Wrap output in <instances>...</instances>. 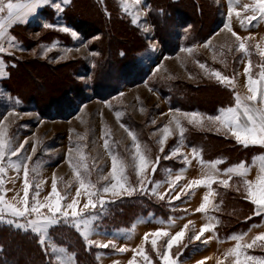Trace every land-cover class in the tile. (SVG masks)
<instances>
[{"label":"rangeland","instance_id":"obj_1","mask_svg":"<svg viewBox=\"0 0 264 264\" xmlns=\"http://www.w3.org/2000/svg\"><path fill=\"white\" fill-rule=\"evenodd\" d=\"M104 1L90 0L88 4L94 6L93 3H95L102 6ZM107 1L103 8L94 6V9L106 22H109L113 17L111 13L114 12V15L116 13L114 9L116 6L119 9L116 8L117 11L129 21L130 25L139 30L138 32L141 33L140 35H142L149 50L138 58L147 67L150 81L133 86L125 85L117 97L111 101L103 102L91 97L92 82L87 70H85L86 74L81 76L76 77L74 75L78 69H80L78 72H84V69L87 67L90 69L93 66L97 54H94L91 49L97 47L101 38L100 36H90L91 34L84 29V33H88L89 37L86 40L73 29L65 26L62 15L68 7V3H63V0H54V2L61 3L63 11H57L53 7L54 13L53 10H47L48 20L43 16L38 18V14L27 19L31 25L37 23V26L40 25L43 29L48 30L26 31L25 27L15 30V34L25 49L16 41L12 48H8L7 43L4 42L7 51L0 55H13L14 67L18 66L19 63L18 68L12 71V75L5 85H8L13 93H24L25 96H28V94L32 95L33 93H70L67 91V87L72 82H78V85L82 87L81 89L88 93L89 99L85 104L78 106L75 113L67 119H45L41 118L35 111H23L0 85V131L6 132V137L12 140L14 147L19 148V145H24V149L18 153V156L12 157L13 161H18L24 156L31 157V160L27 161L32 184L29 190L30 201L37 190L36 185L38 183L39 196L36 199L42 204L54 203L55 197L50 194L52 181L55 179L58 193L61 196L67 194V198L62 200V209L75 198L77 211L80 212L83 210L84 204L87 203L88 185L95 186L91 189L92 191H100L112 183L109 174L113 154L128 165L125 169L128 183L133 187H138L139 180L136 170L132 166L135 147L132 137L128 134L129 131L134 134L137 142L141 145V151L145 152L152 161L160 157L155 174L150 172L148 174V179L153 181V184L147 185L151 189L158 182L160 187L156 190V194L136 192L131 196L123 194L114 196L112 193H102L101 191V198L106 202L105 207L101 209L99 203L94 200L97 207L84 210L85 216L97 215V220L93 222V234L90 239L101 243H108L111 240L115 247L99 248L95 244L89 246L71 224H64L63 222L49 228V241L55 245L50 236L52 228L67 226L80 235L87 248H96L107 252L97 254L98 264H163V260L157 255L158 251L160 253L166 252L169 258L176 261V264H201V262L203 264H235V256L229 255V253L234 249L237 242L231 237L244 234V242L247 243L251 242L257 235H264V216H260V221L244 233L239 231L226 240L218 238L215 233L216 218L214 215L216 200L213 184L215 183L211 187L214 195L209 197L210 203L205 212H199L197 209L204 203L203 198L209 194V188L204 185H193L191 188L186 186L194 180L205 179L207 174H218V179H228L224 175L228 167L221 168L219 167L220 163L213 169L212 164L216 161L201 163L200 155L197 153L199 157L197 158V154H194L187 147L184 137L180 136L176 121L178 120L181 126L185 124L203 132H213L233 141L235 139L230 133L226 134V129L221 128V131L218 132L217 128L221 127L218 123L204 120L201 124H190L182 115L183 113H198L203 117L207 116L200 112H182L172 109L159 93H161L162 88L168 85L167 83L169 86H175V91L171 93H179L180 85H185L189 89L201 87L195 93H233L231 106H235L234 97L236 94L241 97L250 95L247 83L248 74L245 71L246 68H249V61H251L249 72L253 79L259 80L260 72L264 70L262 68L264 56L260 54L264 52V19L259 18V12L253 13L251 10L255 7L257 0H233L230 17L229 0H205L210 6L212 5L215 15L219 19L218 26L210 33L207 40L196 44L191 42V45L182 44L183 31L178 28L180 38H177L179 40L177 52L173 56H167L157 41L145 0H140L139 4L135 0ZM204 3L202 0V5ZM82 4L89 7L86 0L85 2L82 0L76 7L77 13L81 11ZM125 5L130 9L129 13L123 11ZM55 14L57 15L56 19ZM253 14L257 16V19L249 23L246 18ZM86 16L83 14L78 24L82 29L81 23H88ZM133 19H137L139 23H133ZM242 21L243 27L241 26ZM226 23H230L232 31L241 37L240 41H237L232 33L224 28ZM46 24L49 27H45ZM116 26H118L117 23ZM64 29L68 31H64ZM60 33L66 35L59 36ZM191 38L189 37V39ZM206 43L207 47H205ZM239 43L245 44V52L239 51ZM139 46L141 47L140 43ZM187 49H191V52ZM20 58L21 60H19ZM29 62L32 63L33 69L37 70L36 75L27 72L29 67L26 64ZM201 64H204L205 68H201ZM215 71L231 78L233 80L232 86L228 87L218 82L212 74ZM37 77L44 79L38 78L40 83ZM71 77H73V81ZM154 82L155 89L151 87ZM116 112L121 113L119 119L115 115ZM124 120L125 122H123ZM165 126L170 129V134L163 145L164 151L160 152L159 141L164 138L165 134L162 129ZM106 139L109 143L107 149L104 146ZM33 146L36 147L35 153L32 152ZM249 146L263 150L255 158L264 156V147L251 144ZM177 148L179 151L175 157L164 159L173 149ZM82 156L84 157L83 163L87 165V170L80 168L81 176L78 178L74 165L81 161ZM185 157L189 161L187 164L184 162ZM6 161L7 158L5 160L6 182L3 188H0V193L5 195V200L8 203L23 208V169L21 168L20 172L17 173L8 167ZM173 164L179 168L175 169ZM260 165L259 159L255 163L252 160L246 166L248 171L245 176L240 177L233 174L232 178L240 177L243 180L251 181L255 188L260 175ZM106 176L108 177L107 180L104 179ZM177 176L180 177L179 180H176ZM80 178L85 179L84 188L80 187ZM173 181L175 182L174 185ZM77 191L80 192L78 197ZM240 192L246 196L244 186ZM161 195L164 196L163 200L159 198ZM177 196L179 199H176ZM46 197L49 199L46 200ZM139 197L163 201L160 202L163 203V206L158 210L159 216H155L153 212L148 213L138 217L128 228L105 230L103 219L107 215L108 204ZM160 209L165 215L160 213ZM41 211L47 213L48 209L43 208ZM68 211L71 218V210ZM10 218L5 217L0 220V224L11 226L24 233H31L8 224L7 219ZM209 224L213 225V228L204 232L200 240H196L195 236L200 235L201 229ZM185 225H188L187 229H185ZM181 230L185 231V236L177 241L171 249H167L166 245L169 239ZM157 231L168 232L169 235L162 237L151 235ZM146 234H148L147 241L144 240ZM152 239L157 240L155 250L151 245ZM205 241L207 242L205 243ZM261 243L264 242L258 241L256 247L248 249V254L257 258L264 257V247L259 246ZM119 248H125V251L121 253ZM141 248L149 260L146 261L139 254ZM48 254L51 263L55 264L51 253ZM60 255L64 258L71 257V264H75L74 257L66 249Z\"/></svg>","mask_w":264,"mask_h":264},{"label":"trees","instance_id":"obj_2","mask_svg":"<svg viewBox=\"0 0 264 264\" xmlns=\"http://www.w3.org/2000/svg\"><path fill=\"white\" fill-rule=\"evenodd\" d=\"M80 1L82 0H72L62 18L67 27L76 31L86 40L89 39L88 33L91 34H89L90 36H100L101 38L97 47L90 48L94 54H97L93 66L90 69L86 66L84 72H78L80 70L78 69L74 75L81 76L86 74L85 70H87L92 82L91 97L103 102L111 101L117 97L125 85L133 86L150 81L147 67L138 58L149 50L140 35L141 33L138 32L139 30L130 25L129 21L117 11L116 6L114 8L115 15L112 12L111 21L106 22L94 9V6L103 8L106 6L107 0L102 6L95 3L92 6L88 4L90 0H86L89 7L82 4L81 11L77 13L76 7ZM145 1L156 39L167 56H173L177 52L178 39L180 38L178 28L183 31L182 44L191 45L207 40L210 33L219 24L212 5L210 6L205 0H203L205 2L203 5L202 0ZM83 14L87 15L88 23H81L82 29L78 24ZM41 16L49 19L47 11L43 12ZM25 29L26 31H38V26L30 25ZM84 29L88 31L87 34L84 33ZM189 37L192 38L189 39ZM18 66L12 69L8 68V79L0 81V85L23 111H35L45 119L64 120L73 115L78 106L85 104L89 99L88 93L81 89L78 82H72L67 87V91L70 93H33L28 96H25L24 93H13L5 84L11 77L12 71L16 70ZM26 66L29 67L27 72L37 74L32 63L29 62ZM71 79L73 81V77ZM155 82L153 85L151 84L153 89H155ZM167 84L159 94L175 110L216 116L220 109L229 107L233 103V93H195L201 87L189 89L185 85L179 86V93H171L175 91V86ZM183 127L185 129L183 137L187 147L192 152L193 149H196V154L200 155L203 162L222 161L219 166L221 168L238 166L241 162H246V166H248L254 157L263 152L261 148L244 147L213 132H203L185 124ZM173 166L175 169L179 168L177 165L173 164ZM243 182L244 180L240 177H234L229 181V187L224 188L217 183L213 184L216 200L215 233L222 240L228 239L239 231L244 233L260 221V216L255 215V206L240 192L244 186ZM237 188L240 190L237 191ZM160 202L163 201L139 197L110 203L107 215L103 219L104 228L107 231L128 228L138 217L152 212L155 216H159L158 210L163 206V203ZM160 213L165 215L161 209ZM50 236L56 246L63 247L74 257L75 264H98L97 254L107 253L105 250L87 248L80 235L67 226L52 228ZM0 264L52 263L49 254H46L39 245L37 236L0 224Z\"/></svg>","mask_w":264,"mask_h":264},{"label":"snow or ice","instance_id":"obj_3","mask_svg":"<svg viewBox=\"0 0 264 264\" xmlns=\"http://www.w3.org/2000/svg\"><path fill=\"white\" fill-rule=\"evenodd\" d=\"M137 4L140 3V0H135ZM233 0H229V17L231 16V4ZM63 3H68V0H63ZM52 6L57 11H63L61 3L54 2V0H27L26 3H22L21 0H0V54H3L7 51V48L4 46V42L7 43L8 48H12L15 46V39L10 37L8 34V29L11 25L18 22H26L27 18L34 14L36 10L43 6ZM247 10V6H246ZM253 13L259 12L260 19H264V0H257L255 7L252 9ZM123 11L125 13H129L130 9L127 5L124 6ZM6 13V14H5ZM239 16V13H237ZM249 23L251 21L256 20L257 16L255 14L246 18ZM133 23H139L137 19H133ZM45 27H49V25H44ZM241 26L243 27V21L241 22ZM229 32L236 38L237 41L241 40L235 32L232 31L230 23H226L224 25ZM64 31H68L64 29ZM75 35V33H73ZM207 43L205 47H207ZM238 49L241 52H245V44L239 43ZM187 51L191 52V49H187ZM261 56H264V52L260 53ZM201 68H205L204 64L200 65ZM251 67V61H249V68ZM249 68H246L245 71L248 74V91L251 93L247 97H241L239 94H236L235 106L228 107L226 109H220L219 114L216 116H207L203 117L198 113H183L182 115L188 120L190 124H201L204 120H208L214 123H218L221 127L217 128V131H221V128L226 129L227 133H230L231 136L235 139L238 144L243 145L244 147H248L251 145H260L264 147V70L260 72L259 80L253 79L251 73L249 72ZM264 68V65H262ZM218 82L225 84V86H232L233 80L229 77L222 75L219 71H215L212 73ZM117 119L120 118L121 113H115ZM125 127L124 125H121ZM176 127L179 129L180 136L183 137L185 129L179 121H176ZM127 130V129H126ZM164 138L159 141L161 147L160 152L164 151L163 145L167 136L170 134V129L165 126L162 129ZM129 136L132 137L133 144L135 147V152L133 154V167L136 170V175L139 180V186L133 187L128 183L127 175L125 174V169L128 167L122 160L118 158L117 155L113 154L112 165L110 177L112 183L110 185L105 186L100 191H92L94 185H88L87 191V203L84 204L83 210L80 212L77 211V200L74 198L71 203H68L62 209V200L67 198V194L61 196L57 190V182L55 179L52 181L51 185V196L55 197L54 203L42 204L36 197L39 196V184L36 185V192L34 193L31 201L29 199V190L32 187L30 182V169L27 161L31 160L30 156H24L20 158L18 161H13L12 157L18 156V153L24 149V145H19V148L13 146L12 140L6 137L5 131H0V188H3L5 185V160L7 158V165L14 169L17 173L20 172L21 168L23 169V208L17 207L11 203H8L5 200V195L0 193V220H3L5 217H11L7 219V223L13 225L15 228L30 231L35 234L38 238L39 245L44 249L45 253L49 252L52 255V258L55 264H71V257L64 258L60 254L65 252L63 247L57 248L55 245L51 244L48 237L49 228L54 225H58L61 222L64 224H71L76 231L81 235V237L88 243L89 246L95 244L99 248H109L115 247V245L110 240L108 243H101L98 241H92L90 236L93 234V222L97 220L96 214H91L89 216L84 215V210H88L89 208L95 209L97 207V203L101 209L105 207V201L101 198L102 193H112L114 196L116 195H128L131 196L136 192L140 194H145L147 192H151L152 194H156V190L160 187V184L157 182L154 186L149 189L147 187L148 184H153V181L148 179L149 172L151 174H155L156 167L159 164L160 157H157L155 161H152L145 152L141 151V145L137 142L134 134L129 131ZM105 148H109L108 140H105ZM79 150V146H78ZM36 147L33 146L32 152L35 153ZM179 149H173L169 153L168 156H165L164 159H171L177 155ZM193 153H196V149H193ZM197 158L198 154H197ZM259 159L261 161L260 165V175L258 176L256 187H253V182L244 180V188L246 192L245 198L250 201L251 204L255 206L254 212L257 216H264V156L253 158V163ZM84 157H81V161L77 162L74 165V170L77 172L78 178L81 176L79 171L80 168H84L87 170V165L83 163ZM184 162L189 163L187 157L184 158ZM201 163L203 161L201 160ZM222 163V161H216L212 164V168H216L218 164ZM248 169L246 167V162H241L236 167H229L225 170L224 175L228 177V179H218L217 175L207 174L205 179L194 180L186 187L191 188L193 185H204L209 188V194L205 195L203 200L204 203L197 209L199 212H205L208 207L210 200L209 197L214 195L211 191V187L213 183H219L223 187H229V181L231 180L233 174L243 177L246 175ZM105 180L108 177H104ZM180 177L177 176L176 180H179ZM80 187H85V179L80 178ZM174 185V181L172 182ZM240 189L237 188V191ZM77 197L80 196V192L77 191ZM161 200L164 199V196H159ZM49 199L48 197L45 198ZM179 199V196L176 197ZM94 200L96 202H94ZM47 208L48 212L43 213L41 209ZM71 210V218L69 217V211ZM185 229L188 228V225L184 226ZM213 228V225L209 224L204 226L201 229L200 235H196L195 239L200 240L201 235L204 232L209 231ZM151 235L155 237L168 236V232L157 231L152 233ZM185 236V231L181 230L175 236H172L167 242V249H171L174 244L177 243L182 237ZM231 239L235 240L237 243L234 249L229 253V255L235 256V264H264V257L257 258L253 255L248 254V249H252L257 246V242H264V235L255 236L251 242L245 243L244 234L234 235ZM144 240H148V234L145 235ZM207 241H205L206 243ZM151 245L153 250L157 248V240L152 239ZM260 247H264V243L259 245ZM119 252L123 253L125 248H119ZM139 254L144 257L147 261L149 257L144 253L143 249L139 250ZM157 255L161 257L163 260V264H176V261L169 258L167 253L157 252ZM241 257H243L241 259ZM203 264V262H201Z\"/></svg>","mask_w":264,"mask_h":264},{"label":"crops","instance_id":"obj_4","mask_svg":"<svg viewBox=\"0 0 264 264\" xmlns=\"http://www.w3.org/2000/svg\"><path fill=\"white\" fill-rule=\"evenodd\" d=\"M13 2H15V0H13ZM22 3H26L27 0H21ZM72 3V0H68V5L67 6H70ZM47 10H53L52 12L54 13V9L52 6H43V7H40L36 10V12L34 14H32L31 16H36L35 14H38L37 17L39 18L43 12L47 11ZM6 14V13H5ZM30 17V16H29ZM55 19L57 18V15L55 14ZM28 19V18H27ZM29 20H27L25 23H15L13 25H11L8 29V34L10 37L14 38L16 42H18L19 44H21V46L25 49V47L23 46L22 42L19 40L18 36L15 34V30H18V28H21V27H26V26H30L31 22ZM33 25V24H32ZM65 25V24H64ZM35 26H37V23L35 24ZM66 26V25H65ZM64 26V27H65ZM38 30H41V31H44V30H48V29H43L42 27H40V25L38 26ZM56 30V29H54ZM52 30V31H54ZM51 31V30H50ZM57 31V30H56ZM62 35H66L64 33H60L59 36H62ZM57 39L59 40V38L57 37ZM13 55H9V54H4V55H0V81H5L8 79V65L10 67H14V62H13Z\"/></svg>","mask_w":264,"mask_h":264}]
</instances>
